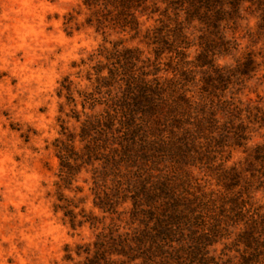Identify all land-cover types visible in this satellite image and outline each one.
Returning <instances> with one entry per match:
<instances>
[{
    "label": "rangeland",
    "instance_id": "374dc122",
    "mask_svg": "<svg viewBox=\"0 0 264 264\" xmlns=\"http://www.w3.org/2000/svg\"><path fill=\"white\" fill-rule=\"evenodd\" d=\"M88 1L0 0V264H264V0Z\"/></svg>",
    "mask_w": 264,
    "mask_h": 264
},
{
    "label": "trees",
    "instance_id": "16d2710c",
    "mask_svg": "<svg viewBox=\"0 0 264 264\" xmlns=\"http://www.w3.org/2000/svg\"><path fill=\"white\" fill-rule=\"evenodd\" d=\"M118 1L119 0H89L88 3H90V6L99 5L103 2V4H110L115 7H125L126 3H121L119 5ZM118 237L121 238L122 236L119 235ZM110 241L113 242L110 243L106 240L96 242L94 244L95 251L93 252L91 250V247L88 246L84 251V253L87 255L85 264H116V261L112 260L113 255L124 257L127 256L128 258H130L128 254L133 253L134 249L127 238H125L124 240L120 239L119 242H116L115 240H113V238H111ZM79 249H82V247H80ZM80 254L81 252H79L78 255ZM134 259L135 257L132 260Z\"/></svg>",
    "mask_w": 264,
    "mask_h": 264
}]
</instances>
